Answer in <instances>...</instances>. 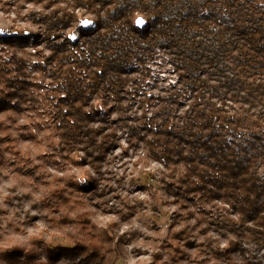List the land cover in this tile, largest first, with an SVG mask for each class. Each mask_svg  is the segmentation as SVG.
<instances>
[{
    "label": "trees",
    "instance_id": "obj_1",
    "mask_svg": "<svg viewBox=\"0 0 264 264\" xmlns=\"http://www.w3.org/2000/svg\"><path fill=\"white\" fill-rule=\"evenodd\" d=\"M6 4L39 32L34 40L32 35H12L0 39V44L14 49L43 46L48 54L41 53L39 68L49 80V91L39 94L28 78L27 62L16 50L9 51L0 57V113L40 112L47 105L50 145L56 153L78 150L90 160L92 153L102 157L114 146V133H104L107 115L88 111L89 103L101 87L123 90L132 70H143L157 55H166L180 75L184 93L145 95V103L160 101L153 112L142 113L133 128L143 142L145 158L167 169L165 187L173 197L193 199L202 209L200 205L216 206L215 201L223 204L217 221L238 237L229 248L242 250V242L248 241L264 250V3L10 0ZM76 11L94 21L89 28L78 26V38L72 40L65 30L79 22ZM173 104L186 106L177 122L172 119L177 110ZM90 122L100 125L89 128ZM4 138L12 147V135L6 132ZM97 160L90 161L94 170ZM104 234L76 236L106 242ZM66 250L77 251L84 260L105 258L99 245L83 249L76 241L73 247L49 251ZM22 254L12 249L3 257L14 264ZM220 254L228 255L227 250Z\"/></svg>",
    "mask_w": 264,
    "mask_h": 264
},
{
    "label": "rangeland",
    "instance_id": "obj_2",
    "mask_svg": "<svg viewBox=\"0 0 264 264\" xmlns=\"http://www.w3.org/2000/svg\"><path fill=\"white\" fill-rule=\"evenodd\" d=\"M8 1L0 3V39L32 35L34 40L38 27L15 16ZM76 13L79 22L65 30L72 40L78 38V26L89 28L94 21ZM13 50L27 62L28 78L38 93L46 94L49 80L39 67L41 53L48 51L41 45L14 49L0 44V57ZM130 79L123 90L101 87L87 107L105 112L104 133H114L111 150L102 157L92 153L93 160L99 159L93 162L95 170L82 151L62 156L55 152L49 138V106L42 105L40 112L0 113V264H8L3 254L12 249L23 253L14 264H264V250L254 242H242V250L229 248L238 237L217 221L220 201L200 205L202 209L193 199L173 197L165 187L167 169L144 156L143 142L133 128L142 113L153 112L160 103H145V95L184 93L169 57L157 55L143 70H132ZM128 90L134 93L128 95ZM173 107L177 122L186 106ZM99 125L90 122L88 127ZM6 132L12 135V147L5 141ZM88 232L97 238L105 233L106 242L77 237L86 238ZM75 241L83 249L99 245L105 258L84 260L77 251H49L73 247ZM224 250L227 256L220 254Z\"/></svg>",
    "mask_w": 264,
    "mask_h": 264
}]
</instances>
